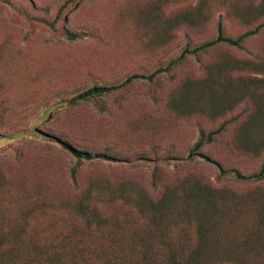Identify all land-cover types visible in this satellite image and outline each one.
I'll return each mask as SVG.
<instances>
[{
  "label": "rangeland",
  "instance_id": "obj_1",
  "mask_svg": "<svg viewBox=\"0 0 264 264\" xmlns=\"http://www.w3.org/2000/svg\"><path fill=\"white\" fill-rule=\"evenodd\" d=\"M231 2L0 0V264H140L141 239L157 233L150 214L137 209L140 194L157 201L167 187L190 176L237 192L255 187L222 179L214 164L189 157L201 129L217 130L243 108L210 119L180 116L168 105L182 80L201 77L220 55L250 61L263 56L264 29L243 50L215 49L168 69L186 48L216 37L220 16L233 38L258 25L229 17L224 10ZM200 3L211 11L205 25L173 26L169 39L156 38L158 26ZM157 16L162 19L152 20ZM67 32L84 37L70 40ZM158 69L165 72L150 80ZM132 76L137 79L104 96L65 102ZM226 130L200 153L226 169L258 172L264 153H241L234 146V125ZM65 143L107 159L80 160ZM80 202L96 210L103 224L82 215ZM229 224L217 230V239L243 249L245 231L238 221ZM168 233L194 240L196 226L180 219ZM148 245L156 253L162 248L159 241Z\"/></svg>",
  "mask_w": 264,
  "mask_h": 264
},
{
  "label": "trees",
  "instance_id": "obj_2",
  "mask_svg": "<svg viewBox=\"0 0 264 264\" xmlns=\"http://www.w3.org/2000/svg\"><path fill=\"white\" fill-rule=\"evenodd\" d=\"M229 0H224L227 4ZM224 12L245 25H258L244 34L233 38L225 33L222 16L217 22L216 37L195 47L186 48L180 58L172 62L168 69L178 66L188 56H199L219 48L243 50L244 43L264 29V0L255 3L252 0H232L226 5ZM153 15L148 12V16ZM208 5L200 3L195 8L187 9L158 26L155 36L163 42L170 38L173 26H188L198 29L210 19ZM150 16V17H151ZM162 18L157 16L154 21ZM70 40L82 39V33L67 32ZM165 43V42H164ZM165 72L158 69L149 78ZM250 73L255 76H248ZM129 77L119 86H95L83 91L67 102L76 104L92 98L104 96L123 85L136 80ZM169 108L180 116L202 115L210 119L226 117L238 108L241 114L225 121L217 130H200L197 142L189 155L196 156L214 164L220 178L232 177L238 182L256 184L254 188L237 192L228 188H217L211 182L190 176L183 179L177 186L167 187L164 194L157 200L140 194L136 201L137 209L150 214V221L157 233L149 238L141 239L144 249L140 250V264H264V163L258 172L245 175L236 169H226L216 161L200 153L206 145L212 144L226 128L234 125V146L243 154L260 157L264 153V54L259 61L239 60L229 53L220 55L213 63L205 65L201 77H187L180 82L169 98ZM47 139L50 135L41 134ZM75 157L85 161L105 160L107 156L100 153L80 151L65 143ZM78 211L88 220L97 221L102 225L104 220L94 209L84 207L80 202ZM189 220L196 226V237L190 239L185 234L173 236L168 233L169 227L178 220ZM233 221H238L244 232L241 250L221 245L217 239V230L224 229ZM159 241L162 248L156 253L150 249L151 242ZM221 241V240H220ZM109 264H113L109 262ZM119 264H126L120 261ZM129 264V263H128Z\"/></svg>",
  "mask_w": 264,
  "mask_h": 264
}]
</instances>
